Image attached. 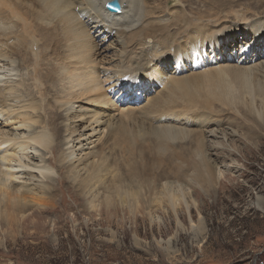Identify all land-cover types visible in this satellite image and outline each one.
<instances>
[{
    "label": "bare ground",
    "instance_id": "bare-ground-1",
    "mask_svg": "<svg viewBox=\"0 0 264 264\" xmlns=\"http://www.w3.org/2000/svg\"><path fill=\"white\" fill-rule=\"evenodd\" d=\"M111 1L0 0L2 231L56 207V176L88 213L191 182L234 207L210 157L264 138V0Z\"/></svg>",
    "mask_w": 264,
    "mask_h": 264
},
{
    "label": "rangeland",
    "instance_id": "rangeland-1",
    "mask_svg": "<svg viewBox=\"0 0 264 264\" xmlns=\"http://www.w3.org/2000/svg\"><path fill=\"white\" fill-rule=\"evenodd\" d=\"M256 141L258 147L242 141L234 155L210 157L222 172L217 190L234 207H209L215 196L191 182L185 200L169 201L160 188L149 210L138 201L134 212L117 205L106 212L98 202L88 213L56 176V207L32 209L17 232L0 229V264H264V138ZM200 220L202 237L192 229Z\"/></svg>",
    "mask_w": 264,
    "mask_h": 264
},
{
    "label": "water",
    "instance_id": "water-1",
    "mask_svg": "<svg viewBox=\"0 0 264 264\" xmlns=\"http://www.w3.org/2000/svg\"><path fill=\"white\" fill-rule=\"evenodd\" d=\"M106 9L110 12V13H114V14H120L122 12V9L119 5V0H115L112 1L110 3H108L106 5Z\"/></svg>",
    "mask_w": 264,
    "mask_h": 264
}]
</instances>
